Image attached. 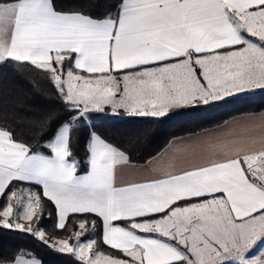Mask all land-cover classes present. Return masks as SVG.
I'll return each mask as SVG.
<instances>
[{"label": "snow or ice", "instance_id": "1", "mask_svg": "<svg viewBox=\"0 0 264 264\" xmlns=\"http://www.w3.org/2000/svg\"><path fill=\"white\" fill-rule=\"evenodd\" d=\"M100 7L0 0V67L40 72L60 103L40 117L23 101L0 108V229L77 264H264V148L118 185L132 153L94 123L264 90V0H116L94 16ZM74 134L77 144L83 134L84 174ZM73 216L69 237L41 227L54 218L52 231H67ZM0 264L43 262L20 248Z\"/></svg>", "mask_w": 264, "mask_h": 264}, {"label": "trees", "instance_id": "2", "mask_svg": "<svg viewBox=\"0 0 264 264\" xmlns=\"http://www.w3.org/2000/svg\"><path fill=\"white\" fill-rule=\"evenodd\" d=\"M115 3L116 0H101V7L94 9L92 14L99 15L104 7H111ZM18 101H23L27 106L25 110H30L29 114L35 117L60 108L59 101L52 95L48 82L40 72L32 71L29 67L18 68L14 64H6L0 67V108L10 111ZM261 110H264V90L229 97L211 106L175 109L163 118L108 114L100 116L94 123L106 140L129 149L133 161L142 164L149 156L159 153L174 137L219 125L239 114ZM73 151L75 158L81 161L79 174H82L85 161L83 134L78 144L74 134ZM75 220L74 216L69 218L67 231L53 232L54 218L45 219L41 227L53 239L66 238L72 235ZM96 235L98 237L100 234ZM20 248L34 252L43 264H77L70 254H58L40 247L27 235L0 229V253L4 257L11 256ZM98 250L105 254H117L102 244Z\"/></svg>", "mask_w": 264, "mask_h": 264}, {"label": "crops", "instance_id": "3", "mask_svg": "<svg viewBox=\"0 0 264 264\" xmlns=\"http://www.w3.org/2000/svg\"><path fill=\"white\" fill-rule=\"evenodd\" d=\"M256 91L262 90L234 96ZM109 115L114 116L111 112ZM261 117H264V110L243 113L230 117L219 125L174 137L170 140L173 146L170 147L168 143L159 152L163 157L159 163H154L151 168L142 167L140 163H135L134 167L120 168L116 182L118 185L143 182L153 177L152 169H163L157 173L162 175L163 172L179 173L193 167L206 166L213 160L235 155L237 149L259 151L264 148V119Z\"/></svg>", "mask_w": 264, "mask_h": 264}, {"label": "rangeland", "instance_id": "4", "mask_svg": "<svg viewBox=\"0 0 264 264\" xmlns=\"http://www.w3.org/2000/svg\"><path fill=\"white\" fill-rule=\"evenodd\" d=\"M121 115H122V113H119L118 115H114V116H121ZM77 230H79V229H77ZM83 239L87 240V239H89V236H86ZM72 243H75V240H73Z\"/></svg>", "mask_w": 264, "mask_h": 264}]
</instances>
